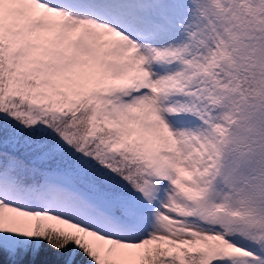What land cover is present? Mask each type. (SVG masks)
<instances>
[{
	"label": "snow or ice",
	"instance_id": "1",
	"mask_svg": "<svg viewBox=\"0 0 264 264\" xmlns=\"http://www.w3.org/2000/svg\"><path fill=\"white\" fill-rule=\"evenodd\" d=\"M0 264H264V0H0Z\"/></svg>",
	"mask_w": 264,
	"mask_h": 264
}]
</instances>
